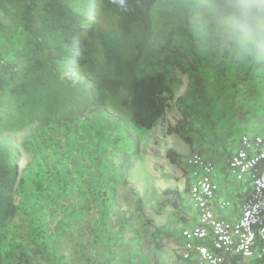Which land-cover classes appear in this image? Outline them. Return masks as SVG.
Segmentation results:
<instances>
[{
	"label": "trees",
	"instance_id": "trees-1",
	"mask_svg": "<svg viewBox=\"0 0 264 264\" xmlns=\"http://www.w3.org/2000/svg\"><path fill=\"white\" fill-rule=\"evenodd\" d=\"M158 1L0 0V264H38L37 258L47 256L32 222L30 232L18 230L15 223L21 214L16 196L25 184L19 177L15 133L36 124L67 125L93 110H111L149 131L173 108L170 74L174 67L186 70L191 64L178 63L174 31H168L164 44L153 46L158 70L146 75L138 71L153 43ZM183 101L181 97L177 104ZM180 114L168 133L193 144L191 113L183 108ZM184 155L175 149L168 152L171 163L179 166ZM164 193L179 211L183 192L167 188ZM131 195L138 215L150 224L144 197L134 189ZM185 197L190 201L187 193ZM114 215L121 229L131 222L119 204ZM165 234L154 227L152 243L158 251L165 246ZM154 259L162 264L157 252Z\"/></svg>",
	"mask_w": 264,
	"mask_h": 264
},
{
	"label": "rangeland",
	"instance_id": "rangeland-1",
	"mask_svg": "<svg viewBox=\"0 0 264 264\" xmlns=\"http://www.w3.org/2000/svg\"><path fill=\"white\" fill-rule=\"evenodd\" d=\"M153 17L154 39L141 60L140 75L158 70L152 49L164 44L169 30L177 39L178 63L201 62L217 53L231 63L238 61L225 40L238 21L233 3L159 0ZM157 135L162 138L165 131ZM14 137L19 177L25 181L16 196L21 214L15 223L18 230L30 232L32 222L34 236L47 252L37 258L38 264H156L155 252L162 264H179L181 230L191 214L183 170L171 163L167 152L152 149L155 136L148 130L111 110H93L73 123L36 124ZM167 188L183 192L179 211L164 193ZM132 189L144 197L150 224L138 215ZM117 204L131 218L123 229L114 215ZM154 227L170 235L165 234L159 251L152 243Z\"/></svg>",
	"mask_w": 264,
	"mask_h": 264
},
{
	"label": "built area",
	"instance_id": "built-area-1",
	"mask_svg": "<svg viewBox=\"0 0 264 264\" xmlns=\"http://www.w3.org/2000/svg\"><path fill=\"white\" fill-rule=\"evenodd\" d=\"M181 162L193 218L178 263L264 264V136L242 135L221 180L198 150Z\"/></svg>",
	"mask_w": 264,
	"mask_h": 264
},
{
	"label": "crops",
	"instance_id": "crops-1",
	"mask_svg": "<svg viewBox=\"0 0 264 264\" xmlns=\"http://www.w3.org/2000/svg\"><path fill=\"white\" fill-rule=\"evenodd\" d=\"M258 7H264V3ZM237 24L238 21L235 22L234 31L237 30ZM232 34H228L225 40L230 42L233 51L236 48ZM235 53L238 61L233 63L217 53L207 60L201 59V62L199 58L195 59L186 70L174 67V76H177L174 81V103L177 104V99L181 97L184 101L173 106L169 114L149 130L150 135L155 136L151 142L152 149L158 150L159 154L162 150L168 154L171 149L180 154L198 150L215 163L216 175L220 180L238 147L240 137L253 133L264 136V64L241 58ZM239 78L238 85H234ZM183 108L189 110L194 123L193 144L168 133L170 125L176 126ZM162 130L165 135L160 138L157 132ZM160 139L162 141L159 142ZM162 182L167 183L165 180ZM192 218L191 212L189 224Z\"/></svg>",
	"mask_w": 264,
	"mask_h": 264
},
{
	"label": "clouds",
	"instance_id": "clouds-1",
	"mask_svg": "<svg viewBox=\"0 0 264 264\" xmlns=\"http://www.w3.org/2000/svg\"><path fill=\"white\" fill-rule=\"evenodd\" d=\"M233 10L238 24L231 38L237 55L264 64V7L254 0H233Z\"/></svg>",
	"mask_w": 264,
	"mask_h": 264
}]
</instances>
